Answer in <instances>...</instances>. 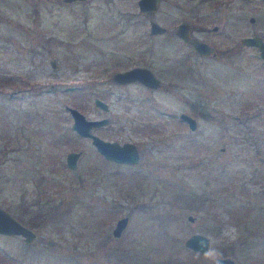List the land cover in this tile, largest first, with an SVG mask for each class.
<instances>
[{
	"label": "rangeland",
	"instance_id": "rangeland-1",
	"mask_svg": "<svg viewBox=\"0 0 264 264\" xmlns=\"http://www.w3.org/2000/svg\"><path fill=\"white\" fill-rule=\"evenodd\" d=\"M230 2L159 0L146 13L136 0H0V205L37 233L0 232V264H264V66L233 43L264 36V6ZM149 17L166 30L149 33ZM182 18L216 53L175 35ZM134 64L159 84L112 78ZM67 105L106 116L90 130L133 141L137 161L105 157ZM194 231L207 250L185 245Z\"/></svg>",
	"mask_w": 264,
	"mask_h": 264
},
{
	"label": "water",
	"instance_id": "water-1",
	"mask_svg": "<svg viewBox=\"0 0 264 264\" xmlns=\"http://www.w3.org/2000/svg\"><path fill=\"white\" fill-rule=\"evenodd\" d=\"M71 1V0H64ZM137 8L141 12L154 11L159 3V0H136ZM165 25L157 21L154 17L148 19V31L149 33L163 32ZM173 31L176 35L180 36L184 42L189 43L199 53H212L213 49L209 43L205 40L192 35L189 32V22L186 19H182L175 24ZM240 40L245 45H253L257 48L261 57V63L264 66V38L257 31L249 34H244L240 37ZM112 78L116 81H126L137 79L147 86H156L159 84V78L148 66L141 64H134L123 69H117L112 72ZM93 101L96 105L106 108L107 102L98 96L93 97ZM71 115V126L78 133L82 135H88L94 143L97 150H99L105 157L115 161L123 162H135L139 158V151L136 144L133 141L124 140L118 142L114 139H106L100 135L92 132L90 127L104 123L107 120L106 116L101 117H86L79 109L74 106L67 105ZM178 115L184 119L190 128H194L196 125L195 117L186 111H180ZM79 154V150L71 149L65 153V161L69 167H75L76 158ZM188 217L191 218L189 214ZM127 221V215L123 214L115 219L112 227V233L118 235ZM0 232L5 234H20L26 241L32 240L36 236L35 229L28 225L26 222L19 219L16 215L0 205ZM185 245L205 251L208 248L209 237L207 234L194 231L189 233L184 238ZM205 264H237V262L228 255H218L212 258Z\"/></svg>",
	"mask_w": 264,
	"mask_h": 264
},
{
	"label": "flooded vegetation",
	"instance_id": "flooded-vegetation-1",
	"mask_svg": "<svg viewBox=\"0 0 264 264\" xmlns=\"http://www.w3.org/2000/svg\"><path fill=\"white\" fill-rule=\"evenodd\" d=\"M228 1H229V3H231L230 0H228ZM260 1L262 2L263 6H264V0H260ZM233 6H234L233 4H230V5H229V7H230L231 9H234ZM240 6H241V5H238V6H237V9L240 8ZM235 8H236V7H235ZM151 12H152V11H151ZM146 13H150V12H146ZM149 18H150V17H149ZM149 18H148V19H149ZM182 19H184V18H182ZM182 19H180V20H182ZM250 19H253V16H252V15H250ZM180 20H179V21H180ZM186 20H187V19H186ZM187 21L189 22V32H190L192 35H195L196 37H198V38H200V39H203V40H205L207 43H209V45H211V47H212V49H213V52H212V53H207V54H205V53H199V52H197V51H196V50H195V49H194L189 43L184 42L183 39H182L180 36H178V35H176V34H175V35H176L177 37H179V38H180L185 44L189 45V46H190V47H191L196 53H198V54H201V55H208V54H214V53H216V51H215L213 45L211 44V42H210L209 40H207L206 38H204V37L201 36V35H197V34L192 33V31H191V23H190L189 20H187ZM176 23H177V22H176ZM176 23H175V24H176ZM174 27H175V25H174ZM217 28H218V25H217V24H213V25H212V29L216 30ZM165 30H166V27H165ZM165 30H164V31H165ZM164 31H163V32H164ZM253 32H255V31H252L251 33H253ZM157 33H162V32H157ZM226 33H228V32H226ZM242 35H244V34H238V35H237V39L234 40L236 43L233 42L234 45H236V44H237L236 46H239V44L242 45V46L245 45V44L240 40V37H241ZM261 36L264 38L263 35H261ZM232 48H235V47H232ZM261 64H262V63H261ZM262 65H263V64H262Z\"/></svg>",
	"mask_w": 264,
	"mask_h": 264
}]
</instances>
